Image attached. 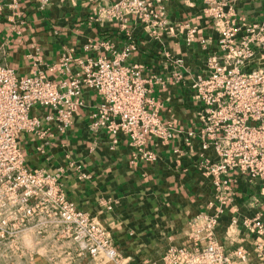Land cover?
I'll list each match as a JSON object with an SVG mask.
<instances>
[{
	"label": "crops",
	"instance_id": "crops-1",
	"mask_svg": "<svg viewBox=\"0 0 264 264\" xmlns=\"http://www.w3.org/2000/svg\"><path fill=\"white\" fill-rule=\"evenodd\" d=\"M117 1L51 0L40 9L36 0H0V64L20 76L41 69L56 79L47 68L65 50L96 57L132 46L126 62L141 65L144 78L165 80L163 86L151 87L153 100L161 106V120L183 130L197 128L198 106L189 83L217 50L225 19H213L202 4L186 0H153L151 9L161 17L146 20L98 16L102 7ZM231 7L240 23L264 17L261 0H235ZM188 26L196 28L191 43L185 39ZM88 44L98 46L85 50ZM262 64L264 50L246 62L247 68ZM176 73L180 78L174 77ZM82 98L84 105L65 133L50 125L51 135L37 138L25 133L19 144L29 168L58 174L66 197L105 229L118 258L106 263L91 259L78 253L77 244L58 245L27 230L26 253L13 264H166L163 257L170 247L191 242L195 218L216 211L212 177L200 169L204 159L215 161L213 150L202 151L197 139L186 146L183 135L168 142L149 140L144 146L155 154L154 160L144 159L125 135L110 148L106 132L89 129V114L100 97L85 88ZM34 113L40 115L42 109ZM229 177L232 196L222 205L215 238L227 252L243 246L248 264H262L255 250L264 248V233L250 231L243 220L259 216L264 222V182ZM0 264L7 263L0 257Z\"/></svg>",
	"mask_w": 264,
	"mask_h": 264
},
{
	"label": "built area",
	"instance_id": "built-area-1",
	"mask_svg": "<svg viewBox=\"0 0 264 264\" xmlns=\"http://www.w3.org/2000/svg\"><path fill=\"white\" fill-rule=\"evenodd\" d=\"M36 1L43 9L51 0ZM186 1L202 4L213 19H225L217 50L189 83L198 106L195 129L175 128L161 120V106L153 100L151 87L163 86L165 80L144 78L141 65L126 62L132 46L96 57L65 50L47 68L56 79L41 69L20 76L0 64V257L5 263L13 264L26 253L27 230L58 245L77 244L78 253L91 259L106 263L118 258L105 229L66 197L58 174L29 168L19 144L25 133L37 138L51 135L50 125L65 133L84 105L85 88L100 97L89 114V129L106 132L110 148L118 143L119 135H125L144 159L154 160L155 154L144 146L152 138L168 142L183 135L186 146L197 139L202 151L212 149L215 154V161L204 159L200 169L212 177L215 200L222 204L232 196L229 175L264 182V64L246 66L258 50H264V17L259 22H237L231 7L235 0ZM152 4L153 0H119L102 7L98 16L125 20L134 15L146 20L156 16ZM195 37L196 28L188 26L186 42ZM93 46L98 45L88 44L84 49ZM38 108L40 115L34 113ZM193 222L194 226L202 222L204 227H195L188 245L170 247L163 257L166 264H248L249 253L243 246L227 252L217 242L216 216L200 214ZM243 224L256 234L264 233L259 216ZM256 247L255 254L264 264V248Z\"/></svg>",
	"mask_w": 264,
	"mask_h": 264
},
{
	"label": "rangeland",
	"instance_id": "rangeland-1",
	"mask_svg": "<svg viewBox=\"0 0 264 264\" xmlns=\"http://www.w3.org/2000/svg\"><path fill=\"white\" fill-rule=\"evenodd\" d=\"M217 203H216V211L215 212H213L212 214H209V215H214V216H216V222H215V224H214V227H213V230H216V226H217V224H218V219H219V215H220V213L222 212V203H220V202H218V201H216ZM262 222V221H261ZM195 227L196 228H199V227H204V225H203V223L202 222H199V223H196L195 224ZM262 230H264V222H262Z\"/></svg>",
	"mask_w": 264,
	"mask_h": 264
}]
</instances>
